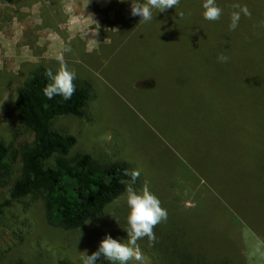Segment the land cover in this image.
<instances>
[{
    "label": "rangeland",
    "instance_id": "374dc122",
    "mask_svg": "<svg viewBox=\"0 0 264 264\" xmlns=\"http://www.w3.org/2000/svg\"><path fill=\"white\" fill-rule=\"evenodd\" d=\"M119 1L0 0V140L12 166L0 188V264H82L84 252L91 255L105 238L103 213L68 231L47 221L39 197L10 199L32 129L11 125L3 112L32 71L59 69L60 54L74 83L87 91L82 116L51 122L75 136L69 154L89 153L139 170L138 191L147 183L168 209L161 226L175 219L188 227L186 244L216 264H264V247L241 217L215 216L220 222L212 219L213 226L201 216L190 219L185 209L173 211L169 199L173 190L179 201L196 206L194 213L201 207L233 213L223 195L248 219L264 212V193L254 196L258 188L264 192V71L251 69L255 60L247 53L233 52L239 43L229 29L231 5L239 0H216L223 10L216 21L204 19L203 0H180L176 8L153 9L149 22L132 16L131 4L120 7L119 17ZM221 54L227 62L218 60ZM125 202L126 194L115 204ZM137 244L143 259L128 264H155ZM96 264L111 262L101 254Z\"/></svg>",
    "mask_w": 264,
    "mask_h": 264
},
{
    "label": "trees",
    "instance_id": "16d2710c",
    "mask_svg": "<svg viewBox=\"0 0 264 264\" xmlns=\"http://www.w3.org/2000/svg\"><path fill=\"white\" fill-rule=\"evenodd\" d=\"M12 1L23 4L28 0ZM237 3L247 6L251 17L241 12L238 27L231 32L233 41L239 43L234 45L233 52L235 55L247 53L255 60V63H251V69L254 72L264 71V0H239L234 4ZM130 4L131 0L117 2L119 17L120 7ZM231 8L232 12L239 11L233 8V4ZM46 70L41 68L32 71L18 87L15 98L3 112L4 119L11 125L32 129V143L20 152V174L11 184L10 199L28 195L39 197L45 208L47 221L68 231L80 229L87 221L103 213L104 237L111 235L114 239L127 242L129 208L126 202L122 205L115 203L126 194L127 184L122 181L132 183L133 188L135 185L134 190L137 192L140 189L139 183L133 182L130 176L125 175L127 166L122 162H106L95 159L89 153L69 154L76 142L75 136L54 130L51 122L60 115L82 116L86 107L87 91L75 83L76 91L70 100L65 101L60 96L47 99L43 94V88L51 81L46 76ZM11 167L9 148L0 140V188L9 181ZM258 192L264 193L258 188L254 196H263ZM206 197L210 199L209 196ZM218 197L227 203L233 213L202 207L194 213L192 210L196 206L186 205V199L179 201L177 193H173V190L169 199L174 201L171 203L173 211L185 209L190 219L201 216L202 222L210 225H213L211 222L215 216H225L226 219L235 215L241 217L249 225L245 230L250 231L261 246L264 245V212L255 220L248 219L244 211L229 198L230 201L223 195ZM261 198L264 210V196ZM166 210L168 212V209ZM229 226L230 224L223 228ZM231 226L234 227L232 229H236L232 223ZM216 228L218 230L220 226L216 224ZM154 232L156 242L153 246H148L149 241L146 237L137 243H141L149 250L155 264H216L209 255L193 250L189 243L186 244L185 240L191 234L190 230L188 227L178 226L175 219L169 226L163 227L159 223L155 226ZM15 264L27 263L17 260Z\"/></svg>",
    "mask_w": 264,
    "mask_h": 264
},
{
    "label": "clouds",
    "instance_id": "9594fccd",
    "mask_svg": "<svg viewBox=\"0 0 264 264\" xmlns=\"http://www.w3.org/2000/svg\"><path fill=\"white\" fill-rule=\"evenodd\" d=\"M124 2V0H121ZM180 0H144L143 3L138 0H131V15L141 17L140 21L149 22L153 19V9L158 12L166 11L170 8H176ZM202 7L204 9L203 17L209 21L219 20L222 15V9L217 5L216 0H203ZM233 8L239 11L231 13L230 30H235L241 17V12L251 17V12L247 6L234 4ZM183 15V13H180ZM65 52H70V47L64 48ZM59 63V69L53 73L51 69L46 70V76L51 81L43 88L44 96L51 100L55 96L62 97L67 101L72 98L76 91L74 83L76 77L75 73L68 69L64 55L60 54L55 57ZM220 62H227L228 57L221 54L218 56ZM125 175L130 176L132 181L135 182L140 177L139 170L125 171ZM127 184V182L122 181ZM126 203L129 208L127 215V242H122L114 239L111 235L106 237L100 242L98 250L88 255L84 252L81 257L82 264H96L98 257L101 254L111 262H119V264H128L130 260L141 261L143 259L137 241L147 238L149 241L148 246L151 247L156 242V235L154 232L155 226L167 220V210L161 206L159 198L149 190L147 183H145L143 190L137 192L131 184L126 186Z\"/></svg>",
    "mask_w": 264,
    "mask_h": 264
},
{
    "label": "crops",
    "instance_id": "0c3cea01",
    "mask_svg": "<svg viewBox=\"0 0 264 264\" xmlns=\"http://www.w3.org/2000/svg\"><path fill=\"white\" fill-rule=\"evenodd\" d=\"M264 247V245H262Z\"/></svg>",
    "mask_w": 264,
    "mask_h": 264
}]
</instances>
